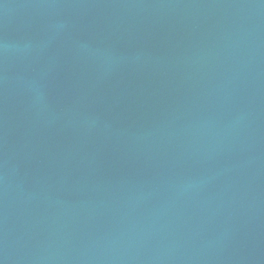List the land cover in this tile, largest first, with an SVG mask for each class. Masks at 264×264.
<instances>
[{
  "label": "water",
  "instance_id": "obj_1",
  "mask_svg": "<svg viewBox=\"0 0 264 264\" xmlns=\"http://www.w3.org/2000/svg\"><path fill=\"white\" fill-rule=\"evenodd\" d=\"M0 264H264V0H0Z\"/></svg>",
  "mask_w": 264,
  "mask_h": 264
}]
</instances>
